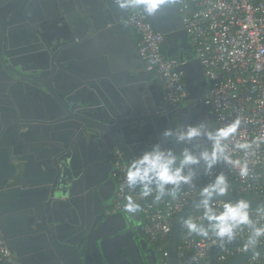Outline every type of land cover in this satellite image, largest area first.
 Returning <instances> with one entry per match:
<instances>
[{"label":"water","instance_id":"95a60500","mask_svg":"<svg viewBox=\"0 0 264 264\" xmlns=\"http://www.w3.org/2000/svg\"><path fill=\"white\" fill-rule=\"evenodd\" d=\"M18 1L0 0V231L10 249L0 264H160L140 216L157 200L124 188L120 208L107 210L120 173L113 151L127 167L166 127L205 119L218 127L214 109L202 101L209 81L175 0L151 16L143 13L163 34L164 54L177 60L175 71L183 74L185 97L173 103L142 58L127 8L118 0H59L60 6L57 0H40L44 9L51 3V10L36 4L26 14L30 21L21 26ZM19 27L37 49L49 48L52 71L63 68L57 72L61 83L58 75L44 78L49 72L37 65L48 52L15 51ZM28 59L36 65L29 67ZM22 69L27 82L16 80ZM203 185L182 189L196 196L174 216L167 264H195L190 250L178 256V245L181 218L197 206ZM128 196L141 205L132 215L123 207ZM237 197L252 207L264 206V201L230 192L215 201ZM240 244L238 238L223 247L214 244L212 263L242 264L264 255V243L254 251H238ZM222 251L228 255L218 261Z\"/></svg>","mask_w":264,"mask_h":264},{"label":"built area","instance_id":"2783aa9c","mask_svg":"<svg viewBox=\"0 0 264 264\" xmlns=\"http://www.w3.org/2000/svg\"><path fill=\"white\" fill-rule=\"evenodd\" d=\"M175 2L188 33V41L209 81L202 101L214 109L218 127L240 118L239 129L225 143L233 158L246 160L249 167V175L241 177L237 168L220 162L213 168L211 175H205L201 169L194 184L205 185L222 171L228 178L230 193L264 201V142L254 145L247 154L233 147L237 141L264 137V0ZM127 11L131 34L137 40L142 58L155 73L165 99L170 103L181 100L185 97L184 77L181 72L175 71L177 60L167 58L164 54L163 34L151 28L140 8L130 6ZM113 160L120 172L119 182L113 204L107 212H115L120 208L124 192L126 166L116 150L113 151ZM195 196L193 190H181L175 197L162 198L146 209L145 233L161 258L160 264H167V244L174 216ZM140 198L145 199L142 195ZM223 202L226 201H214V204L219 207ZM249 211L254 221L264 224V206H250ZM200 214L201 210L196 206L187 217L198 219ZM248 231L244 229L238 234L241 242L237 246L238 251L244 250ZM260 243H264V238ZM214 244V237L190 235L182 226L178 256L183 257L190 250L195 264H213L209 250ZM9 256L10 249L0 231V259ZM225 258V255L217 256L218 261ZM242 264H264V255L252 256Z\"/></svg>","mask_w":264,"mask_h":264},{"label":"clouds","instance_id":"9594fccd","mask_svg":"<svg viewBox=\"0 0 264 264\" xmlns=\"http://www.w3.org/2000/svg\"><path fill=\"white\" fill-rule=\"evenodd\" d=\"M118 3L122 8L138 7L145 15L151 16L171 6L173 0H118ZM240 124V118H236L224 127L213 129L205 119L194 124L164 128L155 142L128 161L124 188L157 201L164 196L175 197L185 186L194 185L201 169L205 175H211L213 168L220 162L237 168L241 177L248 176L247 161L233 158L225 143L236 134ZM198 141H205L206 146ZM261 142H264V137L237 141L233 147L247 154L254 145ZM229 191L226 175L222 171L216 173L211 182L198 191L197 206L201 210L199 218H181L182 226L190 235L214 237L220 247L232 243L242 230L248 229L243 248L245 251H254L264 238V224L251 218L250 202L247 199L237 197L217 207L214 201ZM123 207L132 215L140 210L141 205L128 196Z\"/></svg>","mask_w":264,"mask_h":264},{"label":"flooded vegetation","instance_id":"af4514ba","mask_svg":"<svg viewBox=\"0 0 264 264\" xmlns=\"http://www.w3.org/2000/svg\"><path fill=\"white\" fill-rule=\"evenodd\" d=\"M59 3H60V1L57 0V4L60 6ZM36 4L39 5L40 10H42V11H47V10L50 11L51 10V6H48L49 4L51 5V3H49L48 5L46 4L47 7L44 9V6L42 5V1H40V0H20V1H18L17 5L15 7V10H18V12L20 14V17H18V24L17 25L21 26L22 23L30 21V19L27 17L26 14L31 13L34 10V8L37 9L35 7ZM49 7H50V9H49ZM30 27H32V24H30ZM19 28H20V35L18 36V39H17L15 51L16 52H25V53H27V52H42V51L48 52V54L43 58V60H39L38 63L35 60L32 61V60L28 59L26 64H28L29 67L35 66L36 63H37V65L44 64V66L46 67L45 70H47L49 72V74L46 75V77H44V78H47L49 76L53 77L55 75H58V83H61L62 82L61 75L57 74V72H58L59 68L61 70H63V68L56 66L54 71H52L51 65H52V63L55 62V59L52 58V56L50 55L49 52H51V51L49 50V48L46 45H44L43 48L37 49L35 47L36 41H34L33 38H31L26 32H24L22 27H19ZM19 72H20V76H18L16 78V80H20L22 82H27V80H30V78H28V79L26 78V77H29V75H26L23 69L20 70ZM23 77H25L26 79H23ZM24 92H26V91H24ZM73 140L74 139H72L70 142H72ZM140 216L144 220V224H145L146 223V213L143 212L140 214Z\"/></svg>","mask_w":264,"mask_h":264},{"label":"trees","instance_id":"16d2710c","mask_svg":"<svg viewBox=\"0 0 264 264\" xmlns=\"http://www.w3.org/2000/svg\"><path fill=\"white\" fill-rule=\"evenodd\" d=\"M134 41H135V42L137 41L135 37H134ZM220 254H221V255H225V256H227V255H228V252H227V251H222Z\"/></svg>","mask_w":264,"mask_h":264},{"label":"crops","instance_id":"0c3cea01","mask_svg":"<svg viewBox=\"0 0 264 264\" xmlns=\"http://www.w3.org/2000/svg\"><path fill=\"white\" fill-rule=\"evenodd\" d=\"M146 239L148 240V238H147V236H146ZM148 242H149V240H148ZM220 254V253H219ZM185 255V254H184Z\"/></svg>","mask_w":264,"mask_h":264}]
</instances>
